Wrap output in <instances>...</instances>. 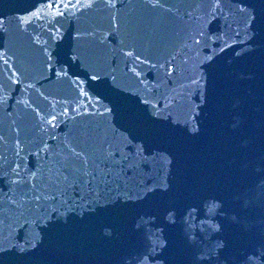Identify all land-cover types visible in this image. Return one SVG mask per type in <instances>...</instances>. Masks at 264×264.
<instances>
[{
  "label": "water",
  "instance_id": "95a60500",
  "mask_svg": "<svg viewBox=\"0 0 264 264\" xmlns=\"http://www.w3.org/2000/svg\"><path fill=\"white\" fill-rule=\"evenodd\" d=\"M63 2L0 0V264H264V0ZM17 140L137 166L43 212Z\"/></svg>",
  "mask_w": 264,
  "mask_h": 264
},
{
  "label": "snow or ice",
  "instance_id": "6c2138e0",
  "mask_svg": "<svg viewBox=\"0 0 264 264\" xmlns=\"http://www.w3.org/2000/svg\"><path fill=\"white\" fill-rule=\"evenodd\" d=\"M63 3L64 8L76 7V5L70 2ZM79 4V0H77ZM159 4V0H152V6ZM53 7L51 3L48 5ZM85 6H91L90 4ZM114 6V5H113ZM221 6V0H205L203 7L209 9L206 15L211 16L212 12L218 10ZM241 13H244L243 8L239 9ZM62 15L63 13H58ZM202 35V33H201ZM200 43L199 39L194 38V44L198 45ZM126 55L131 56L132 52L126 53ZM137 59H140L137 56ZM211 59V57H209ZM173 70V66L169 65L166 70L170 74ZM137 75H139L137 73ZM92 79H98V76L93 75ZM18 83V81H17ZM84 93H82L83 95ZM144 103H148L147 100ZM68 109H65L67 113ZM111 111V109H107ZM57 116L50 114L47 122L54 125ZM17 150L15 151V156L17 157V162H14L15 166L9 165L11 174L17 179L13 180L12 183L19 186H23L27 189L24 192L25 202L30 203L35 201L38 203L39 208L43 212H47V206L49 202L57 207L53 208L56 212L61 207H72L76 204L77 199L80 201L85 200V193H93V191L98 187L100 183L107 184L108 181H117L122 173L126 170H132L137 165L134 160L130 159L128 155H124L120 152L119 148L115 145L111 146L110 151L101 153L99 156L89 157L83 153H78L73 148L70 150L69 154H64L62 158H57L56 153H52V158L50 159L47 155L51 150L49 146L44 143L43 148L39 145H35L37 152L35 155L39 157L41 151L46 153L43 158L44 163L42 166L35 170H32L23 164V160L20 158V152L23 151L21 147L22 142L20 140L16 141ZM118 153V155H117ZM8 173L6 172L5 175ZM159 187V185H157ZM79 190L80 196L76 199L73 198L74 192ZM111 190V189H110ZM145 191H152L145 187ZM71 201V203H69Z\"/></svg>",
  "mask_w": 264,
  "mask_h": 264
}]
</instances>
